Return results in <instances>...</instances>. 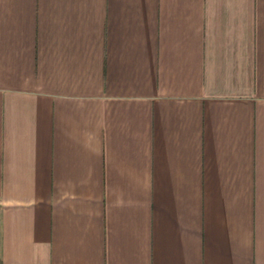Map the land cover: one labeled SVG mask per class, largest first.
<instances>
[{
    "label": "crops",
    "instance_id": "0c3cea01",
    "mask_svg": "<svg viewBox=\"0 0 264 264\" xmlns=\"http://www.w3.org/2000/svg\"><path fill=\"white\" fill-rule=\"evenodd\" d=\"M0 264H264V0H0Z\"/></svg>",
    "mask_w": 264,
    "mask_h": 264
}]
</instances>
